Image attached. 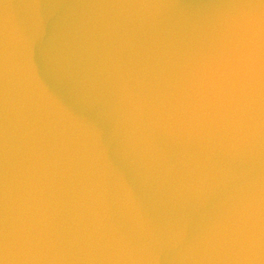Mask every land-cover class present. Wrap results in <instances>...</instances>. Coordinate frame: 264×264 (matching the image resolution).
<instances>
[{
    "label": "water",
    "instance_id": "95a60500",
    "mask_svg": "<svg viewBox=\"0 0 264 264\" xmlns=\"http://www.w3.org/2000/svg\"><path fill=\"white\" fill-rule=\"evenodd\" d=\"M0 264H264V0H0Z\"/></svg>",
    "mask_w": 264,
    "mask_h": 264
}]
</instances>
